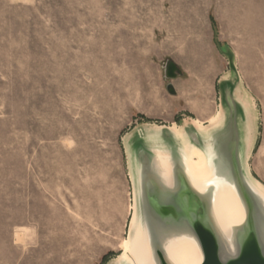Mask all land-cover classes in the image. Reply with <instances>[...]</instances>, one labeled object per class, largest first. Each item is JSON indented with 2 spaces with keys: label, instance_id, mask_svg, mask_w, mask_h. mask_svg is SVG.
Wrapping results in <instances>:
<instances>
[{
  "label": "rangeland",
  "instance_id": "374dc122",
  "mask_svg": "<svg viewBox=\"0 0 264 264\" xmlns=\"http://www.w3.org/2000/svg\"><path fill=\"white\" fill-rule=\"evenodd\" d=\"M167 61L181 76L164 79ZM224 81L264 186V0H0V264H117L128 145L153 126L204 130Z\"/></svg>",
  "mask_w": 264,
  "mask_h": 264
},
{
  "label": "water",
  "instance_id": "95a60500",
  "mask_svg": "<svg viewBox=\"0 0 264 264\" xmlns=\"http://www.w3.org/2000/svg\"><path fill=\"white\" fill-rule=\"evenodd\" d=\"M181 74L172 61L165 63V80ZM222 83L218 126L202 125L205 136L194 123L177 126L204 157L207 178L198 182L191 174L187 153L170 127L139 130L128 145L133 217L144 234L140 264H179L173 254L185 245L194 250L197 264H264V194L247 165L255 141L253 123L232 84ZM166 89L176 94L172 84ZM161 154L168 160L166 168L160 166ZM229 203L237 206L239 219L228 213Z\"/></svg>",
  "mask_w": 264,
  "mask_h": 264
},
{
  "label": "bare ground",
  "instance_id": "6f19581e",
  "mask_svg": "<svg viewBox=\"0 0 264 264\" xmlns=\"http://www.w3.org/2000/svg\"><path fill=\"white\" fill-rule=\"evenodd\" d=\"M220 118V115L217 116V118H215V120L209 124L210 127L214 128L218 126ZM197 129L199 130L200 134L205 136L206 129L202 130L198 127ZM171 131L173 132L176 140H178L182 144L183 148L187 153V167L190 170L191 174L194 176V178L198 182L207 178L209 176V171L207 169L205 159L202 154L188 143L186 136L184 135L182 130L179 132L177 130L171 129ZM159 156L160 166H162L163 168L168 167L169 164L167 158L163 154ZM257 186V188L264 194V187L260 185ZM225 200V202L228 203L227 197L225 198ZM228 205L229 206L227 207V211L232 217V219H239L240 215L237 206L230 203ZM173 255L179 264H197V258L194 253V250L188 245L177 249ZM144 257V234L141 231L140 227L137 225L135 217H133L130 223L129 236L125 243L123 254L119 258V264H122L123 262L140 264L144 260Z\"/></svg>",
  "mask_w": 264,
  "mask_h": 264
}]
</instances>
